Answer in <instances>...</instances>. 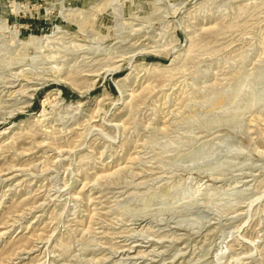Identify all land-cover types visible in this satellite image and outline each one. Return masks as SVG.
<instances>
[{"label": "rangeland", "instance_id": "rangeland-1", "mask_svg": "<svg viewBox=\"0 0 264 264\" xmlns=\"http://www.w3.org/2000/svg\"><path fill=\"white\" fill-rule=\"evenodd\" d=\"M0 264H264V0H0Z\"/></svg>", "mask_w": 264, "mask_h": 264}]
</instances>
